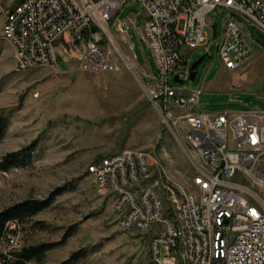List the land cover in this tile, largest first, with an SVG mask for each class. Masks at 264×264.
<instances>
[{"label": "built area", "instance_id": "built-area-1", "mask_svg": "<svg viewBox=\"0 0 264 264\" xmlns=\"http://www.w3.org/2000/svg\"><path fill=\"white\" fill-rule=\"evenodd\" d=\"M129 1L138 5L140 40L159 70L158 77L143 80L147 96L166 114L167 106L179 112L182 138L197 160L187 188L144 149L106 154L90 164L101 194L118 193L111 201L116 228L147 232L157 225L144 264H264V111H199L201 87H186L190 67L184 58L193 49L207 53L213 42L204 37L207 14L224 10L229 17L217 54L223 69L239 67L252 53L242 25L264 36L260 0H27L17 16L4 18L0 37L19 42L21 71H59L68 62L84 71H114L110 29L121 32L116 14ZM168 75L180 85H168ZM16 222H6L0 233V264L14 263L7 239Z\"/></svg>", "mask_w": 264, "mask_h": 264}, {"label": "rangeland", "instance_id": "rangeland-1", "mask_svg": "<svg viewBox=\"0 0 264 264\" xmlns=\"http://www.w3.org/2000/svg\"><path fill=\"white\" fill-rule=\"evenodd\" d=\"M21 1L0 0V29L6 13ZM227 17L224 10L207 14L204 37L213 42L197 64L193 80L185 85L201 87L199 111H264V56L253 59L255 52L264 53V36L243 24L254 52L248 63L223 69L217 44ZM141 19L135 1L117 11L121 32L110 29L117 52L114 71H84L74 62L61 63L59 71L44 66L19 71L10 42L0 37V112L6 120L0 158L18 151L25 156L22 165L0 169L11 171L0 180V210L24 199L50 198L46 208L16 223L15 237L7 246L15 247V254L24 245L56 242L71 231L42 260L31 264H56L80 249L83 255L73 264L145 263L148 239L157 225L147 232L116 228L112 194H101L95 174L87 171L106 154L147 150L171 180L189 186L197 152L182 138L185 127L179 112L167 106L166 114L147 96L143 80L158 77L159 70L140 40ZM202 53L201 48L193 49L184 58L190 64ZM136 62L145 64L146 70ZM167 82L174 88L180 85L171 75Z\"/></svg>", "mask_w": 264, "mask_h": 264}, {"label": "trees", "instance_id": "trees-1", "mask_svg": "<svg viewBox=\"0 0 264 264\" xmlns=\"http://www.w3.org/2000/svg\"><path fill=\"white\" fill-rule=\"evenodd\" d=\"M6 127V120L3 113L0 112V136L2 131ZM24 153L22 151L5 153L0 158V169H8L11 167H17L23 164ZM50 203V198L42 200L36 199H24L19 203H15L0 210V233L4 229V225L9 221L22 222L33 216L40 210L46 208ZM18 224V223H17ZM71 231H67L63 234L60 240L56 242H40L36 244L24 245L18 252L14 254V263L27 261H40L43 259L45 253L55 245L60 244ZM13 233V231H12ZM83 250H77L72 252L67 259L62 260L56 264H73L83 254Z\"/></svg>", "mask_w": 264, "mask_h": 264}, {"label": "bare ground", "instance_id": "bare-ground-1", "mask_svg": "<svg viewBox=\"0 0 264 264\" xmlns=\"http://www.w3.org/2000/svg\"><path fill=\"white\" fill-rule=\"evenodd\" d=\"M26 3H27V0H22L12 10H10V11H8L6 13L5 18H11V17L17 16L18 12L20 11V9H22L24 7V4H26ZM260 7H264V4L261 1H260ZM3 28H4V22H3L2 29ZM2 38L6 39V40H8V42H10V44L12 46V57H13V62L15 64V68H16V70L21 71V69H20V65H21V46H20L19 42L18 41H10V38H7V37H2ZM156 166H158L157 162H156ZM5 171H8V170H3V171H0V172H5ZM10 172L11 171H8V173H0V180L2 178H7L9 176ZM96 184L100 188V185H99V183L97 181H96ZM110 194H112V196H113L112 198H114L113 201H118V193L117 192H110ZM16 223H15V230H16ZM15 234L16 233H11V236L7 239V245H9V243L13 242ZM13 252H15V247H14ZM13 260H14V253H13ZM0 262H2V255H0ZM30 264H31V262H30Z\"/></svg>", "mask_w": 264, "mask_h": 264}, {"label": "water", "instance_id": "water-1", "mask_svg": "<svg viewBox=\"0 0 264 264\" xmlns=\"http://www.w3.org/2000/svg\"><path fill=\"white\" fill-rule=\"evenodd\" d=\"M205 53H202L198 58H196L194 61H192L190 64H189V67H190V72H189V75H188V79L189 80H193L194 78V74H195V70H196V66L199 62H201V60L203 59ZM174 81L175 82H179V80L176 78V76L174 77Z\"/></svg>", "mask_w": 264, "mask_h": 264}, {"label": "crops", "instance_id": "crops-1", "mask_svg": "<svg viewBox=\"0 0 264 264\" xmlns=\"http://www.w3.org/2000/svg\"><path fill=\"white\" fill-rule=\"evenodd\" d=\"M246 35H247V42H248V44H249V46L251 47V49H252V53H251V55L253 54V52H254V46L250 43V42H252V40H248V38H249V35L247 34V33H245ZM255 47H257V45L255 46ZM257 53V54H256ZM262 53V54H261ZM250 55V56H251ZM261 55H263L264 56V53L263 52H255V54H254V56H253V59H254V57H260ZM250 58H248L247 59V63H248V60H249ZM137 64H138V66L139 67H141L144 71L146 70V68H147V66L145 65V64H141V63H138V62H136ZM246 63V64H247ZM227 71H229V70H227Z\"/></svg>", "mask_w": 264, "mask_h": 264}]
</instances>
